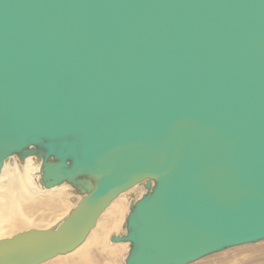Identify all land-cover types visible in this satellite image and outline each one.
Instances as JSON below:
<instances>
[{"label":"water","instance_id":"obj_1","mask_svg":"<svg viewBox=\"0 0 264 264\" xmlns=\"http://www.w3.org/2000/svg\"><path fill=\"white\" fill-rule=\"evenodd\" d=\"M13 154L83 196L0 264L74 250L140 183L125 264L264 240V0H0V172Z\"/></svg>","mask_w":264,"mask_h":264},{"label":"bare ground","instance_id":"obj_2","mask_svg":"<svg viewBox=\"0 0 264 264\" xmlns=\"http://www.w3.org/2000/svg\"><path fill=\"white\" fill-rule=\"evenodd\" d=\"M41 166L37 156L22 159L13 154L1 168L0 241L31 230L57 229L83 196L66 182L45 187L41 183ZM145 192L144 183L122 192L101 213L81 245L40 264H125L131 243L114 242L112 236L127 232L131 203ZM239 256L254 258L251 264H258L264 259V240L225 249L188 264H228Z\"/></svg>","mask_w":264,"mask_h":264},{"label":"rangeland","instance_id":"obj_3","mask_svg":"<svg viewBox=\"0 0 264 264\" xmlns=\"http://www.w3.org/2000/svg\"><path fill=\"white\" fill-rule=\"evenodd\" d=\"M130 197V195H129ZM261 258V257H259ZM254 258H249L245 256H239L237 260H233L231 262H227L228 264H251V261H253ZM258 264H264V259L262 261H259Z\"/></svg>","mask_w":264,"mask_h":264}]
</instances>
